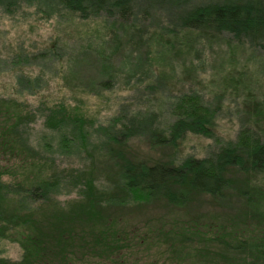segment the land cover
I'll return each instance as SVG.
<instances>
[{
    "label": "trees",
    "instance_id": "16d2710c",
    "mask_svg": "<svg viewBox=\"0 0 264 264\" xmlns=\"http://www.w3.org/2000/svg\"><path fill=\"white\" fill-rule=\"evenodd\" d=\"M24 1L0 0V6L13 13L12 8ZM39 1L53 4L56 13H66L77 22L97 20L108 27L110 23L115 37L110 43L111 34L105 31L99 40L96 38V50L91 44L82 52L83 60L71 57L66 63L57 61L53 72H39L41 68L33 67L27 57L17 68L15 65L7 73H0V240L16 237L24 245L31 239L25 247L30 256L47 253L51 239L61 236L62 242L68 241L67 230L79 234V224L89 227V222L76 221L95 217L96 197L101 193L97 189L107 185L126 196H110L118 202L158 200L183 208L196 195L224 196L232 173L264 175V58L258 63L244 59L245 64H233L242 48L244 53L264 51V0ZM119 27L131 35L126 38L130 47L127 59H131L128 70L111 65L119 47L115 32ZM66 34L68 41L72 34ZM222 42H227V54ZM107 45L115 46V50L106 54ZM193 47L210 48L212 61L207 56L205 60L211 62L202 61L205 67L210 66L209 74L199 76L200 67L192 61ZM174 49L181 53L176 56ZM87 58L93 61L91 76L85 71L91 65L82 63ZM79 64L87 66L80 71L76 67ZM185 75L196 79L190 82L197 88L201 86L210 94L215 91V99L222 100L226 95L241 98L240 115L246 122L235 139L206 158L168 157L149 163L133 157L130 141L135 139H144L153 148L176 151V145L186 139L211 135L213 117L204 102L199 103L201 94L197 90L193 95L173 98V124L163 131L158 127L161 108L154 110L156 105L150 96L153 79L174 87L178 76ZM17 78L35 90V100L19 96ZM140 86L144 88L139 91ZM132 93L133 104H125L122 95ZM90 96L97 98V106H89ZM119 107L116 113L114 108ZM253 113L261 118L251 121ZM39 122L44 134L36 147L31 139ZM61 159L77 160L78 165L62 167ZM60 189L72 191L64 193ZM62 194H76L80 212L66 214L65 205L55 200V195ZM249 203L255 204L252 200ZM52 205L56 223L48 232L49 239L43 236L47 230L45 233L33 216ZM246 206V210H253ZM251 212H247V222L235 227L238 237L227 243L241 253L235 254L234 262L224 253L218 255L221 251L214 254L208 250L199 257L197 247L188 246L196 240L187 235L186 252L192 255L193 264H264V210H258L254 218ZM71 224L74 227L67 228ZM207 242L216 248L213 240Z\"/></svg>",
    "mask_w": 264,
    "mask_h": 264
},
{
    "label": "rangeland",
    "instance_id": "374dc122",
    "mask_svg": "<svg viewBox=\"0 0 264 264\" xmlns=\"http://www.w3.org/2000/svg\"><path fill=\"white\" fill-rule=\"evenodd\" d=\"M12 10L13 13L6 11L5 8L0 6V73H7L10 67H15V65L17 68V65L22 64V61L26 60L27 57L33 67L37 68L38 66L41 68L39 72L43 74L53 72L57 61L66 63L67 58L71 57L79 58L80 60L82 58L83 60L84 56L81 57V54L85 52V47L88 48L91 44L93 49L96 50L98 48L97 42H95L96 38L99 40L105 31L111 34V38H108L110 43H112L111 39L115 37L114 30L112 32L109 28L110 23L108 27L97 20L77 22L76 19L69 17L66 13H56L53 4H46L39 0L20 2L19 7L12 8ZM119 29H115V32L119 35L118 40L120 42L118 43L117 51L114 52L116 58L111 65L115 69L122 65L128 70V64L131 65V59H127L130 47L126 43V38H131V35L127 34L126 30L124 32L120 27ZM66 32H68V35L72 34L68 41L64 38L67 35ZM123 33L125 36H123ZM226 43L222 42V48L225 50L224 53L227 54L229 48ZM111 45L104 47L106 48V54L115 50V46L111 48ZM213 47L211 49H214ZM242 47L249 50L245 45ZM209 50L210 48L208 47L205 49L193 47L191 49L192 61L194 65L196 64L200 67L199 76L211 72L210 66L207 68L202 62L206 56L208 57L206 59L212 61V54ZM43 52L46 55L48 54L47 57L41 55L44 54ZM174 52H176V56L181 53L179 50L176 51V49H174ZM238 52L237 61L233 64H245L244 59L258 63L260 59L264 58V51L249 50L244 53L242 48ZM21 53H25V55L21 57ZM200 59L202 60L198 61ZM82 63L91 65L85 70L86 73L94 67L92 66L93 61L89 58L86 61H82ZM87 65L82 66L79 64L76 67L83 71V67ZM201 65H203L202 68ZM92 74L93 72H89L87 75L91 76ZM49 75L51 76V73ZM178 77L174 87L169 85L167 81L163 82L159 79H153L152 81L151 86L154 87V90L150 96L156 105L154 110L161 108L158 112L159 129L161 131L166 130L174 122L171 114L173 98L193 95L195 90H197L198 94H201L199 103L204 102L213 117L214 128L211 135L186 139L176 145V151L157 146L153 148L144 139H135L130 141V153L133 157L150 161L149 163L165 161L168 157H177V159H186L191 156L206 158L213 151L218 150L221 145H226L228 141L235 139L241 125L246 122V119L240 115L242 114L240 109L241 98L238 99L237 96L230 97L226 95L222 100H218L212 96V94H217L215 91L210 94L207 90H201V86L197 88L192 85L190 80L195 78L191 79L190 76L186 75ZM17 81L19 96H27L34 99L33 95H35V92L33 91L35 90L30 89L26 82L18 78ZM227 84L225 83L226 86ZM143 88L140 86L139 91ZM209 91L211 92V90ZM134 93L130 96H128L130 93L122 95L125 104L134 99ZM90 97L92 99L89 100V106H97L99 104L97 98ZM119 109L120 107L114 108V111L117 113ZM104 114L110 117L108 112ZM257 116L258 113H253L251 121L255 122L261 118ZM43 134V128L39 122L32 134L31 142L34 143V146L38 141L42 140ZM97 143L98 141L95 142V144ZM36 147L38 146L36 145ZM54 151L56 152V147H54ZM66 160L61 159L62 167L64 165L66 167L78 165L77 160L75 162ZM98 162L97 165H99ZM60 190L64 193L68 190L72 191V189ZM97 190L102 194L100 193L96 197L98 201L94 207L95 217L92 220L76 221L79 223L89 222V227H86L84 223L79 224L77 226L78 231H80L79 234L77 233V228L74 229L76 234H72L73 230H67L68 232L65 233L68 241L62 242L61 236L54 238L55 241H52L48 232H51L56 223L53 218L55 215L54 207L52 205L44 210H37L33 218L42 225V230L45 233L47 230V234L43 236L51 239L48 241L50 242L49 249L45 250L47 253L39 252L30 256L29 251H26L27 248L25 247L27 243H32L31 239L29 242L26 241L24 245L16 237L9 240H0V264H74L76 260L86 259L85 256L90 251L106 252L121 249L146 250V258L151 264H193L195 261H191L192 255L188 251L186 252L187 248L185 247L188 236L190 240L195 239L198 242L193 241L188 246L197 247L196 253L199 257L205 256L208 250H211L214 254L221 251L218 255L224 253L228 259L231 258V262H234L235 254L241 255V253L233 251L227 243H232L234 237H238L235 236L238 232L235 231V227L237 224L241 225L247 222V216L249 215L247 212L252 211L254 218L256 213L264 210V204H260L264 203V175L244 176L232 173L231 183L224 196L210 198L196 195L192 198L193 201L183 208L158 200L118 202L110 199V196L127 198L110 185ZM55 196L57 197L55 198L57 202H62V205H65L66 214L80 212L76 208V194ZM65 200L72 202L66 203L67 201ZM251 200L255 204L249 203ZM68 204L71 207H68ZM246 205H250L253 210H246ZM231 223L236 224L231 225ZM190 224L200 225L191 226ZM71 227H74V225L67 226V228ZM188 231L191 232L188 233ZM254 235L257 236L255 233ZM212 240L214 241L212 244L216 248L210 242H207ZM51 242H53L52 246ZM220 247L222 249H219ZM196 249H190V251Z\"/></svg>",
    "mask_w": 264,
    "mask_h": 264
},
{
    "label": "flooded vegetation",
    "instance_id": "af4514ba",
    "mask_svg": "<svg viewBox=\"0 0 264 264\" xmlns=\"http://www.w3.org/2000/svg\"><path fill=\"white\" fill-rule=\"evenodd\" d=\"M146 250H110L106 252L90 251L85 257L74 261V264H151L146 258ZM152 261V260H151Z\"/></svg>",
    "mask_w": 264,
    "mask_h": 264
}]
</instances>
